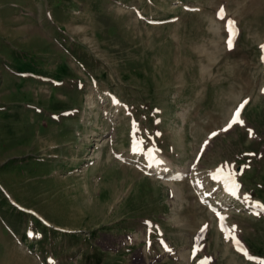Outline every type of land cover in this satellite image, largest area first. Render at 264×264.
Wrapping results in <instances>:
<instances>
[{
	"label": "rangeland",
	"instance_id": "obj_1",
	"mask_svg": "<svg viewBox=\"0 0 264 264\" xmlns=\"http://www.w3.org/2000/svg\"><path fill=\"white\" fill-rule=\"evenodd\" d=\"M263 42L264 0H0V264H255L190 182L264 259V218L243 206V195L264 205ZM152 147L187 176L136 169ZM219 167L237 174L240 202L210 179Z\"/></svg>",
	"mask_w": 264,
	"mask_h": 264
},
{
	"label": "snow or ice",
	"instance_id": "obj_2",
	"mask_svg": "<svg viewBox=\"0 0 264 264\" xmlns=\"http://www.w3.org/2000/svg\"><path fill=\"white\" fill-rule=\"evenodd\" d=\"M217 18L223 20L225 18L226 12H225V8L223 6H221V8L219 9V11L217 12ZM227 31H228V39H227V46L229 48V50H232L236 44V36L239 35V30L236 26V22L234 20L229 19L227 21ZM261 52L264 53V45L261 46ZM262 60H264V55H262L261 57ZM248 103L247 100H245L237 109V111L234 114V118L232 123H237L239 122V117L241 115V109H243L245 107V105ZM158 122V121H157ZM229 127H231V124L229 125ZM156 135H160L159 133H156ZM213 135H215V133H213ZM150 151V150H149ZM153 160L155 161V157H153ZM154 164H149V167H153ZM163 243V241H161ZM234 243L238 244L239 241H236L234 239L233 241Z\"/></svg>",
	"mask_w": 264,
	"mask_h": 264
},
{
	"label": "bare ground",
	"instance_id": "obj_3",
	"mask_svg": "<svg viewBox=\"0 0 264 264\" xmlns=\"http://www.w3.org/2000/svg\"><path fill=\"white\" fill-rule=\"evenodd\" d=\"M155 160H157V159H155ZM160 160H164V159L160 157ZM156 162H157V161H156ZM164 162H165V161H164ZM154 163H155V162H154ZM159 163H160V162H159ZM151 164H153V163H151ZM154 166H157V165L154 164ZM161 172H162V171H161ZM158 173H160V171H159Z\"/></svg>",
	"mask_w": 264,
	"mask_h": 264
}]
</instances>
